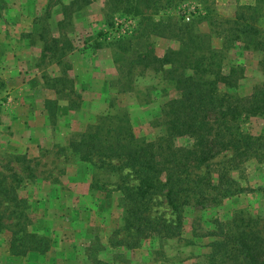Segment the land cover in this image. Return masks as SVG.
I'll return each mask as SVG.
<instances>
[{
    "label": "trees",
    "instance_id": "trees-1",
    "mask_svg": "<svg viewBox=\"0 0 264 264\" xmlns=\"http://www.w3.org/2000/svg\"><path fill=\"white\" fill-rule=\"evenodd\" d=\"M170 3L171 0H106L104 20L110 29L97 31L91 44L93 48L113 46L118 76L110 85L117 86V93H143L139 103H154L156 112L150 122L159 126L154 137L138 135L131 114L114 110L100 114L81 132L70 136L67 148L72 155L93 168L118 175L113 190L120 192L128 236L111 235V245L131 248L153 235L165 239L180 236L184 204L189 198L212 205L253 189L241 185L231 171L251 157L262 161L264 133L249 131L243 122L250 116L264 114V82L247 96L232 92L244 65L228 54L232 47L256 52L264 71V0L237 3L231 15L202 5V11L194 13L190 22L182 21L166 33L171 27L158 26L160 22L145 18L143 10L158 11ZM115 14L142 18L130 32H119L107 40ZM201 21L207 22L206 29L198 27ZM151 31L172 35L178 40L177 46L157 54L152 45H144ZM170 90L174 94L170 95ZM180 138H185V142L179 143ZM227 151L230 155L213 161ZM213 165L218 172L217 182L208 183ZM194 169L202 171L195 173ZM157 194L170 206L173 219L151 215ZM210 222L216 227L207 232L213 236L206 244L211 260L231 252L229 247L236 244L237 260L233 264H264V251L260 244L246 239L248 232H234L217 217ZM1 226L5 224L0 223ZM50 246L45 234L26 230L19 234L12 229L8 251L25 255L33 250L45 252Z\"/></svg>",
    "mask_w": 264,
    "mask_h": 264
},
{
    "label": "rangeland",
    "instance_id": "rangeland-1",
    "mask_svg": "<svg viewBox=\"0 0 264 264\" xmlns=\"http://www.w3.org/2000/svg\"><path fill=\"white\" fill-rule=\"evenodd\" d=\"M238 1L240 0H171L170 5L161 7L158 11L145 9L143 14L145 18L149 16L154 22H160L158 26L171 27L166 29L168 33L180 22L191 21L185 19V15L196 3L203 5V8L204 5L212 7L222 15H231ZM128 17L133 18V26L136 28L138 18H142V15L132 17L115 14L113 21ZM190 17L194 18L193 13ZM144 22L143 20L142 25ZM197 25L201 29L208 27L206 21L198 22ZM63 27L70 32L69 23ZM106 28L110 29V26L104 20L101 22L95 19V16L92 17L90 27L77 28L74 34L79 36L78 43L83 46L82 40H88L85 55L96 57L90 44L97 30ZM114 28L115 24L107 40L120 32ZM177 42L172 35H158L151 31L144 45H152L155 52L161 55L167 48L177 46ZM111 49L113 52L112 45ZM228 56L244 65L243 70L238 73L239 84L231 91L243 96L250 95L264 82V71L259 65L257 53L231 49ZM102 57L110 59L108 52L102 54ZM100 74L102 77L109 76L110 81L114 80L118 75L116 63L114 66L109 64L102 67ZM141 83L143 84L142 79ZM86 84L92 86L93 91L88 90L82 94L81 89L74 87L67 71L61 80H57V85L63 87L61 95H67L64 101L68 100V106L78 107V110H64L61 132L54 128L56 118L50 120L52 126L44 135L53 145L42 149L37 158H28L26 152H13L0 147V223L5 224L0 227V264H233L237 260L236 244L229 247L231 252L224 256L221 254V258L216 257L214 261L208 254L209 246L206 244L213 236L207 232L216 228L210 222L214 217L219 218L226 228L234 232H248L246 239L255 245L260 244L264 251V152L261 154L262 161L251 157L231 171L241 185L253 189L244 190L212 205H203L204 201L189 198L188 203L184 204L180 236L165 239L153 235L131 248L124 244L111 245V235L128 236L123 224L125 210L120 192L113 190L118 175L114 176L108 169L93 168L86 161H78L67 148L70 136L81 132L87 123L95 121L100 114L114 110L131 114L134 130L138 135L154 137L159 126L150 122L156 112L154 103L150 106L139 103L143 101V93L118 94L115 91L116 85H111L107 90L102 80H88L84 85ZM172 94L174 91L170 90V95ZM46 106L50 112H55V100L46 102ZM243 126L255 134L264 133V114L248 117ZM178 142H185V138H180ZM225 154L230 155V151L218 154L213 161L224 158ZM193 171L201 173L202 170ZM217 173L214 169L211 170L208 183L217 182ZM131 181L135 182L134 179ZM257 186L261 187L256 188ZM150 210L151 215L158 214L167 221L174 218L170 206L161 194L155 195ZM12 229H16L19 234L21 230L45 234L50 238L51 246L45 252L33 250L25 255L14 256L8 251Z\"/></svg>",
    "mask_w": 264,
    "mask_h": 264
},
{
    "label": "crops",
    "instance_id": "crops-1",
    "mask_svg": "<svg viewBox=\"0 0 264 264\" xmlns=\"http://www.w3.org/2000/svg\"><path fill=\"white\" fill-rule=\"evenodd\" d=\"M105 6L106 0H0L1 148L37 158L53 145L44 135L52 126L50 120L56 118L54 128L61 132L63 113L78 110L68 106L62 85H57L66 71L82 94L93 91L84 85L88 80H102L110 89L109 76L102 77L100 70L116 63L111 45L92 47L96 57L85 55L88 40L81 46L74 34L78 27H90L93 16L102 22ZM68 23L72 34L63 27ZM107 52L110 59L102 57ZM49 100L56 102L53 114L46 106Z\"/></svg>",
    "mask_w": 264,
    "mask_h": 264
},
{
    "label": "built area",
    "instance_id": "built-area-1",
    "mask_svg": "<svg viewBox=\"0 0 264 264\" xmlns=\"http://www.w3.org/2000/svg\"><path fill=\"white\" fill-rule=\"evenodd\" d=\"M202 11V7L200 6L199 3H196L193 7V9L191 11H189L188 14L185 15V19H189L190 16H192V13H198ZM115 25H116V28L120 31V33H123V32H130L133 25H134V20L133 18L131 17H128V18H125V19H119V18H116L115 20Z\"/></svg>",
    "mask_w": 264,
    "mask_h": 264
}]
</instances>
